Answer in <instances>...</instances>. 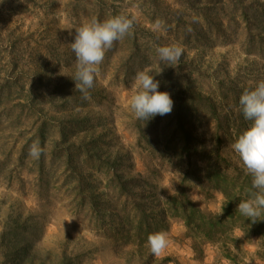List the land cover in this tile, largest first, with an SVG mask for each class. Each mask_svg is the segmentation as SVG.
Masks as SVG:
<instances>
[{"label": "rangeland", "instance_id": "374dc122", "mask_svg": "<svg viewBox=\"0 0 264 264\" xmlns=\"http://www.w3.org/2000/svg\"><path fill=\"white\" fill-rule=\"evenodd\" d=\"M143 1L0 0V264H9L2 253L21 251L26 245L31 252L25 264H143L137 245L116 242L129 206L124 205L126 199L115 196L105 165L108 158L124 160L122 173L135 179L137 196H143L140 199L160 220L168 245L156 255L158 264H232L216 246L188 236L179 218L164 214L181 185L204 212L213 215L222 212L224 197L197 179L207 168L206 161L189 168L175 153L163 124L155 125V132L160 129L157 137L129 106L138 72L162 69L155 76L159 81L166 72L168 65L162 64L157 47L174 44L166 20L172 23V14L183 5L182 0H160L164 14L156 13L152 23L141 12ZM120 13L134 17V26L105 51L85 100L73 79L77 60L71 43L76 28L93 18L103 22ZM226 32V41L215 37L209 47L188 49L193 78H199L201 69L209 93L215 94L218 78L246 82L252 88L264 81L263 60L246 55L242 47L245 32ZM138 48L141 57L135 54ZM223 109L238 112L233 100ZM43 123L45 154L36 159L29 150L34 141L41 144ZM77 123L80 132L74 140L84 138L101 160L83 158L67 169L56 141L60 130ZM196 124V133L211 150L214 123L201 116ZM233 150L226 156L237 163ZM97 198L109 203L103 211ZM240 258L264 264L262 243L248 241Z\"/></svg>", "mask_w": 264, "mask_h": 264}, {"label": "trees", "instance_id": "16d2710c", "mask_svg": "<svg viewBox=\"0 0 264 264\" xmlns=\"http://www.w3.org/2000/svg\"><path fill=\"white\" fill-rule=\"evenodd\" d=\"M159 2L160 0H144L141 4V12L152 23L155 21L156 13L164 14ZM182 2L183 5L180 4L182 10H177L173 14L166 7L167 12L173 16L172 23L169 20L166 22L167 26L173 29L174 36H170V41L173 40L174 44L183 48V56L173 66H168L162 79L158 80L159 90L170 93L174 101L173 109L170 114L157 115L145 123L147 129L157 137L160 129L157 128L155 132V125L163 124L162 131L168 132L170 140L175 143V153L186 161L189 168L194 165L198 168L200 162L206 161L207 168L196 177L220 192L224 202L222 214L206 213L186 194L181 185L178 195L171 197L169 208L164 214L179 218L186 226L188 236L216 246L223 257L232 264H248L240 257L245 244L252 239L260 241L264 248V220L253 223L237 210L238 204L249 199L250 193L256 190L252 188V176L247 172L239 155L233 150L239 160L235 163L226 156V152L233 148L232 145L250 125V121L245 120L243 116L239 99L252 87H247L246 82L218 78L220 80L215 94L206 92L204 74L199 69V78L197 80L193 78L192 63L188 61L187 54L188 49L209 47L215 41V37H222L226 41L227 30L233 33L242 30L245 32V40L242 42L245 54L259 57L264 62V1L182 0ZM183 6L187 9H183ZM158 42L160 43V40ZM193 43L195 45L189 47ZM139 53L138 48L135 54L141 57ZM138 61L143 62L144 59L140 58ZM13 62L15 64L19 62L17 56ZM232 100L237 103L238 112L235 110L231 114L225 112L223 106L230 105ZM201 116H207L214 123L212 133L214 145L211 150L207 142L201 140L196 133L198 129L196 121L200 120ZM44 127L45 123L39 128L43 157L47 139L43 133ZM60 131L56 145L60 147L61 151L58 153L67 169L83 158L101 160L99 152L93 153V149L87 145L84 138L74 140L80 132L78 123L74 127ZM192 159H196L195 163H192ZM123 163L124 160L108 158L105 164L115 196L126 199L124 205L129 206L125 219L122 217L116 242L120 246L137 245L142 253L143 264L148 262L158 264L159 258L151 253L148 238L151 234L161 231L160 220L156 218L148 202L140 199L143 196H137L135 188L138 184L135 179H129L122 173ZM97 199L101 201L98 205L103 211L104 206L107 207L109 203L105 198ZM30 252L31 248L26 245L21 251L11 250L2 254L9 264H25Z\"/></svg>", "mask_w": 264, "mask_h": 264}, {"label": "clouds", "instance_id": "9594fccd", "mask_svg": "<svg viewBox=\"0 0 264 264\" xmlns=\"http://www.w3.org/2000/svg\"><path fill=\"white\" fill-rule=\"evenodd\" d=\"M135 23L134 17L120 13L103 22L93 18L76 28L71 49L77 60L76 74L73 78L85 100L90 98L89 90L94 86L98 66L103 62L105 51L111 49L114 42L127 35ZM161 28L160 24L156 29ZM162 64L173 66L183 56V48L178 44L162 46L157 49ZM140 71L135 81V93L131 96L129 106L138 120L146 123L155 116L170 114L174 101L168 91H160V82L155 79L160 72ZM245 120L250 125L232 145L241 158L247 172L252 176L250 198L242 200L237 210L253 223L264 220V81L254 88L246 90L239 99ZM43 153L39 141L30 146L29 154L39 159ZM223 212V211H222ZM222 212L220 214H222ZM72 220V219H71ZM68 220V221H71ZM151 253L159 255L168 245L164 232H155L148 238Z\"/></svg>", "mask_w": 264, "mask_h": 264}]
</instances>
